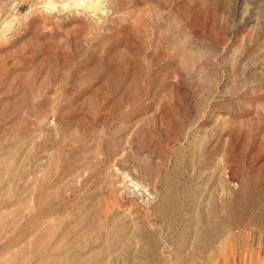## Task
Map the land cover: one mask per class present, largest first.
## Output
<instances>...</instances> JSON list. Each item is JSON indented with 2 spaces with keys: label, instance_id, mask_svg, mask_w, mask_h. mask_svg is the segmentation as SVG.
I'll return each mask as SVG.
<instances>
[{
  "label": "rangeland",
  "instance_id": "rangeland-1",
  "mask_svg": "<svg viewBox=\"0 0 264 264\" xmlns=\"http://www.w3.org/2000/svg\"><path fill=\"white\" fill-rule=\"evenodd\" d=\"M0 264H264V0H0Z\"/></svg>",
  "mask_w": 264,
  "mask_h": 264
}]
</instances>
